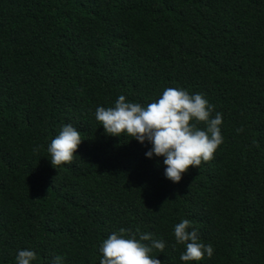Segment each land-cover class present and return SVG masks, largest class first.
<instances>
[{"label":"trees","instance_id":"1","mask_svg":"<svg viewBox=\"0 0 264 264\" xmlns=\"http://www.w3.org/2000/svg\"><path fill=\"white\" fill-rule=\"evenodd\" d=\"M168 87L223 114L214 158L179 183L150 145L95 119L119 95L146 105ZM69 123L83 140L52 166L47 144ZM182 218L214 246L192 264H264V0H0V264L25 248L33 264H99L120 228L183 264Z\"/></svg>","mask_w":264,"mask_h":264},{"label":"clouds","instance_id":"2","mask_svg":"<svg viewBox=\"0 0 264 264\" xmlns=\"http://www.w3.org/2000/svg\"><path fill=\"white\" fill-rule=\"evenodd\" d=\"M202 93H190L181 87H168L152 102L142 105L119 95L113 106H98L95 119L108 136L134 139L150 148L148 159L163 158L164 178L179 183L189 167L199 168L202 162L214 158L223 143L221 125L223 114L215 112ZM203 124L204 127H199ZM238 129L237 131H241ZM79 131L71 124L61 126L59 133L47 144L46 151L52 166L70 164L82 142ZM176 245H182L179 259L183 264L211 259L214 246L200 239L192 221L186 218L173 226ZM166 243L151 232L135 233L120 228L99 245V264H161L154 250L163 253ZM37 254L30 248L18 249L15 264H33ZM51 264H64V257H53Z\"/></svg>","mask_w":264,"mask_h":264}]
</instances>
